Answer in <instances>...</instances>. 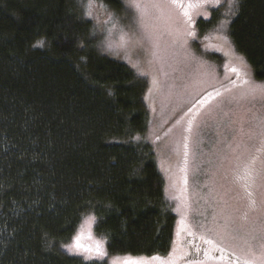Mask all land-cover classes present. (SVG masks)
Returning <instances> with one entry per match:
<instances>
[{"label":"trees","instance_id":"trees-1","mask_svg":"<svg viewBox=\"0 0 264 264\" xmlns=\"http://www.w3.org/2000/svg\"><path fill=\"white\" fill-rule=\"evenodd\" d=\"M82 2L0 0V264H117L107 257L175 246L179 216L148 137L150 80L112 56ZM229 34L264 79V0L240 1ZM91 215L101 260L63 247ZM228 251L218 259L247 264Z\"/></svg>","mask_w":264,"mask_h":264},{"label":"rangeland","instance_id":"rangeland-1","mask_svg":"<svg viewBox=\"0 0 264 264\" xmlns=\"http://www.w3.org/2000/svg\"><path fill=\"white\" fill-rule=\"evenodd\" d=\"M121 1V10L82 3L112 56L150 80L148 137H158L179 222L166 257H104L117 264H235L218 259L224 249L264 264V79L229 34L242 0ZM90 217L80 232L85 246L103 242ZM201 248L202 258L190 257Z\"/></svg>","mask_w":264,"mask_h":264},{"label":"snow or ice","instance_id":"snow-or-ice-1","mask_svg":"<svg viewBox=\"0 0 264 264\" xmlns=\"http://www.w3.org/2000/svg\"><path fill=\"white\" fill-rule=\"evenodd\" d=\"M169 2L173 3V4H182L183 0H169ZM205 2H207V0H205ZM92 0H89V5L91 6ZM88 15H91L92 13L89 12L87 13ZM42 45V41L39 42ZM89 219H95L94 217H90ZM81 237L80 235H77L75 237H73V243L71 244H67V245H63V247L69 249L70 251L76 252L77 254H79L81 251L84 253H89L88 256H86V259H92L93 257L90 255L92 252H95L96 255L99 258H103L105 255H107L106 250L104 249V245L103 242L100 240H96L95 244L93 246H85L84 244H82L80 242Z\"/></svg>","mask_w":264,"mask_h":264}]
</instances>
